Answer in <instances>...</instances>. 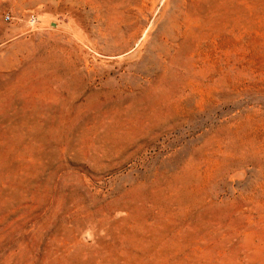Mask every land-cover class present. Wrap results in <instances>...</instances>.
Listing matches in <instances>:
<instances>
[{"label": "rangeland", "instance_id": "obj_1", "mask_svg": "<svg viewBox=\"0 0 264 264\" xmlns=\"http://www.w3.org/2000/svg\"><path fill=\"white\" fill-rule=\"evenodd\" d=\"M0 264H264V0H0Z\"/></svg>", "mask_w": 264, "mask_h": 264}, {"label": "built area", "instance_id": "obj_2", "mask_svg": "<svg viewBox=\"0 0 264 264\" xmlns=\"http://www.w3.org/2000/svg\"><path fill=\"white\" fill-rule=\"evenodd\" d=\"M31 18L34 19L33 16H31ZM5 19H6V20H10V15L7 14V15L5 16Z\"/></svg>", "mask_w": 264, "mask_h": 264}]
</instances>
